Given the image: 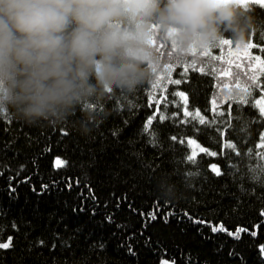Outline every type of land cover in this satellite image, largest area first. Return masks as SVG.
<instances>
[{
	"label": "trees",
	"instance_id": "1",
	"mask_svg": "<svg viewBox=\"0 0 264 264\" xmlns=\"http://www.w3.org/2000/svg\"><path fill=\"white\" fill-rule=\"evenodd\" d=\"M247 4V10L239 6L257 18L247 43L264 66V6ZM222 32L228 43L183 58L167 41L154 39L162 59L155 79L127 100L108 94L93 105L107 115L87 136L79 131L80 110L59 127L26 125L0 113V241L12 238L11 247L0 248V264H264V115L253 106L264 92V67L252 79L248 75L256 90L247 103L233 99L214 107L215 73L227 79L231 70L211 59L231 65L220 57L240 48L231 31ZM234 76L235 84L249 89L245 72ZM175 91L206 123L184 115ZM151 117L158 145L145 131ZM189 138L216 154L202 152L196 163L188 162ZM228 142L236 148L224 147ZM57 158L64 167L56 166ZM162 181L174 187L175 198L162 195ZM154 211L157 219L145 228ZM164 213L167 224L160 219ZM221 224L246 231L235 240L212 231Z\"/></svg>",
	"mask_w": 264,
	"mask_h": 264
},
{
	"label": "clouds",
	"instance_id": "2",
	"mask_svg": "<svg viewBox=\"0 0 264 264\" xmlns=\"http://www.w3.org/2000/svg\"><path fill=\"white\" fill-rule=\"evenodd\" d=\"M256 23L230 0H0V113L59 127L80 110L87 136L107 115L93 105L108 94L127 100L155 79L154 39L183 58L218 47L223 28L243 47Z\"/></svg>",
	"mask_w": 264,
	"mask_h": 264
},
{
	"label": "snow or ice",
	"instance_id": "3",
	"mask_svg": "<svg viewBox=\"0 0 264 264\" xmlns=\"http://www.w3.org/2000/svg\"><path fill=\"white\" fill-rule=\"evenodd\" d=\"M254 2L256 3H259L261 6H264V0H254ZM243 7H245V9L247 10L248 9V4L245 3L244 5H242ZM153 45L155 46V41L153 40L152 41ZM224 43H228V41H224ZM161 47H163V45H161ZM262 51H264V49H261ZM181 81L179 80H175V81H172V83H180ZM186 82V81H185ZM244 91L247 93L248 96H251V91L248 89V88H245ZM174 95H178L180 96L183 101H184V115L186 116H189V117H192V118H196L198 119V123L200 124H204L206 123V121L204 120V117L200 115V112L197 110L195 112L193 111H189L188 110V107H187V96L181 92V91H175L174 92ZM155 99V98H153ZM216 99H219V97H214V100ZM261 99H264V96L261 97ZM237 103H241V104H245L247 103L248 101L246 99H239L236 101ZM253 106L254 107H258L259 110H260V113L261 115H264V106H261V103L259 100H254L253 102ZM101 111H103V109L101 108ZM168 117L161 114V119H167ZM155 119V117H151L147 120V123L145 125V131H150L151 132V143L153 145H158L159 143V138L155 132V130H152L151 129V125H152V122L153 120ZM243 130V129H242ZM199 131V130H198ZM113 135H117L116 132H113ZM261 141H264V135H262L260 137ZM183 142V141H182ZM187 145L189 147L195 145L194 148H192V151L186 156V159L188 162H191V163H196V157L197 155L200 153V152H204L206 153L207 155H215L216 153L213 152V151H209L207 148L201 146L200 143H198L197 141V138H189L187 141H186ZM224 147H227V148H230V149H235L236 148V145L235 143H232V142H228L224 145ZM260 147L264 148V143H261L260 144ZM264 158V157H262ZM66 164V161L60 159V158H57L56 160V166L59 168V167H64ZM212 171L215 172V174L217 176L221 175V171L218 167H216L215 165H213L212 167ZM262 174H264V169L261 170ZM197 173H192L190 172L189 175H195ZM94 198V197H93ZM131 207V206H130ZM168 213H164L160 216V219L163 221V223L167 224L169 221H168ZM187 215V214H185ZM262 215H264V213H262ZM191 218V217H190ZM157 219V212H153L151 214H149L145 224H144V227L147 228L148 224L151 223L152 221H155ZM107 222L108 223H113V217L112 216H108L106 218ZM195 223H203V221H200V220H195L194 221ZM116 227H120V225H116ZM212 231L213 232H227V234L231 237H233V239L235 240H240L241 238V233L246 231L245 229L243 228H237L235 232H232V231H229L227 230L222 224L221 225H218V226H212ZM256 233L253 232L251 233V235H255ZM113 235H115V233H113ZM141 235H143V232H141ZM131 239V237H129ZM40 243L43 245L44 244V241H40ZM12 246V238L9 237L8 241L7 242H3V241H0V248H9ZM123 245H119V247H122ZM53 248L56 247L55 244L52 245ZM100 248L101 249H105L106 248V244L104 242H101L100 243ZM129 251H130V254L131 255H136L135 252H132L131 251V247L129 246ZM260 253L262 256H264V245H261L260 246V249H259ZM174 264V262H173Z\"/></svg>",
	"mask_w": 264,
	"mask_h": 264
},
{
	"label": "rangeland",
	"instance_id": "4",
	"mask_svg": "<svg viewBox=\"0 0 264 264\" xmlns=\"http://www.w3.org/2000/svg\"><path fill=\"white\" fill-rule=\"evenodd\" d=\"M230 2H234L238 4L239 6V5H244L245 3L254 2V0H230ZM239 47L241 49L235 48V46L232 47L234 49H229L228 51L225 52L223 57H220V59L229 60L228 62L232 63L231 65L226 64V63H220L214 59H211V61L216 65L217 68L226 66V69L230 68L231 70V75H229L227 79H225L222 76V73H219L218 71H216L215 73L216 91L213 96V100H214V97H219V99L214 100V105H213L214 107H218L222 105L223 103L233 100V99L239 100V99H246L248 97H251V96H248L245 91H243L244 87L242 85V81H239L235 84L234 75H237L238 73L245 72V77L247 78H243L242 80H244L247 86L249 87V90L251 91V95L256 90V85H254L256 84V81L253 82L251 80L253 84L248 82V79H249L248 75L250 76V79H252L253 77H255V75H259V73L263 71L262 67L264 66L250 53V48L252 47L251 44L246 43L245 46L243 47L239 46ZM245 51H246V56L243 55ZM194 53H196V51H193L191 54H194ZM203 54L207 55V53H203ZM237 58H240V59H237ZM167 67L169 68L168 65ZM165 71H162V72H165ZM166 76H168V74L161 77L163 81L166 80L165 78ZM225 87L227 88V90H229L227 92V96L223 95V91ZM251 87L252 89H250ZM233 91H237V96H234L233 94H229V93H233ZM262 96H264V92L262 93ZM261 97L258 98L257 100L260 101L261 106H264V99H261ZM194 147L195 145L190 147V152L192 151V148ZM161 264H168V263L162 262Z\"/></svg>",
	"mask_w": 264,
	"mask_h": 264
}]
</instances>
